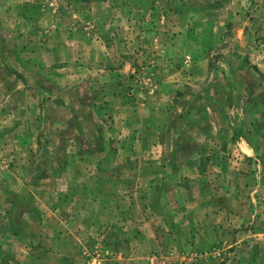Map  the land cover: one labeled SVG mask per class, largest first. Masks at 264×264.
<instances>
[{"label":"rangeland","instance_id":"obj_1","mask_svg":"<svg viewBox=\"0 0 264 264\" xmlns=\"http://www.w3.org/2000/svg\"><path fill=\"white\" fill-rule=\"evenodd\" d=\"M263 2L0 0V77L7 82L0 85V264H126L133 251L126 243L135 232L130 225L146 222L158 241L148 264H264V76L257 70L264 63ZM206 18L224 36L205 50L208 72L193 93L200 98L191 102L185 93L192 90L180 92L182 107L172 105L177 115L160 135L163 143L141 151L149 146L135 142L143 111L162 90L163 37L190 19L194 30L205 31ZM67 36L77 49L70 59L77 58L81 39L87 48L80 54L112 48V60L105 59L99 74L63 71ZM190 59L181 57L179 64L188 68ZM228 64L256 73L246 72L241 81L247 87L226 102L215 81L235 80ZM89 124L100 134L60 133ZM196 125L213 129L199 135L197 146L190 134ZM174 128L178 135H171ZM243 139L254 146L251 153L243 151ZM102 143L103 151L95 148ZM64 169L83 179L74 193L50 196L60 189L56 176ZM151 191L166 193L173 212L167 226L176 223L173 214L182 215L187 246L176 244L178 233L159 215L145 214L144 192ZM76 195L83 199L75 201ZM75 206L87 212L79 231L72 225L79 218ZM94 208L101 215L93 216ZM95 218L102 222L97 230ZM63 252L70 256L62 259Z\"/></svg>","mask_w":264,"mask_h":264},{"label":"crops","instance_id":"obj_2","mask_svg":"<svg viewBox=\"0 0 264 264\" xmlns=\"http://www.w3.org/2000/svg\"><path fill=\"white\" fill-rule=\"evenodd\" d=\"M264 3V2H263ZM192 16V15H191ZM262 20H264V18L262 17ZM206 27L207 29L205 31H199L198 30V25L196 26V29H193V22L191 21V19L186 22L184 24V26H182L181 28H179L178 30H174V31H169L165 33V36L163 37V45H161V48L159 49L160 54L162 56V59L159 60L160 63V67H159V74H160V78H161V88L162 90L160 91L161 93L158 96V101L156 100H152L151 102L148 103V105L146 106V108L143 111V115L146 114L144 116L145 119H143V130H137V134L140 135V137L138 138L137 141L135 142H140V144L145 140L147 141V144H149V146L146 148L145 145H142V150L141 151H151L152 146L154 147V149H156V147H158V145H160V142H162V135L160 137L161 134L164 133L166 125L168 124V122L170 121V118H176L177 115L176 112L172 111V105H174L175 110L178 107H182L181 104L183 103L180 95V92L182 91H187V88H189L192 91L186 92V96L190 97V101L193 102L194 100H198L200 97L198 95H193L194 91H195V87H198V83H200V81L202 82L203 79L205 78V74L208 72V64L206 63L207 61V51H205L206 49H208L209 47H211V45H213V43H216L218 41H220L222 39V37L224 36V32H222L221 30H217V28H215V24L216 21L214 20H209V18H206ZM220 23H223L222 21H220ZM57 32V31H56ZM54 32V33H56ZM52 34L55 36V34ZM73 33V32H70ZM264 33V31H262V34ZM84 33L81 31L80 35L82 36ZM81 38V37H80ZM54 39V38H53ZM98 39H100L98 37ZM73 37L70 36L66 39H63L64 45L61 48V53L63 54V57L60 58L62 61H64V63H66V65L63 68V71L68 72L69 74L71 71H75V72H81V71H90V72H94L95 74H99V72L104 71V69L108 66L107 61L105 60L107 58H109L108 56H110V60H112V48H110V50H106L108 51V53L106 52H102L99 50V48H88V51L86 50V53H82L80 54L79 52L84 51V48L86 49L87 47L84 45L86 44L84 41H82L80 39V44L78 47V56L77 58H75V60H73L72 58L70 59L69 55L77 50L76 48L70 46L72 44L71 41H73ZM101 40V39H100ZM97 41V40H96ZM102 41V40H101ZM55 42H53V46H54ZM74 44V43H73ZM84 46V47H83ZM83 47V48H81ZM81 48V49H80ZM55 49V46L52 47L51 51ZM59 55V53L57 54ZM187 55H189V57L191 58V65L190 67L186 68L183 64H179L181 57L185 58ZM78 60V61H76ZM53 63V62H51ZM111 67V69H113V64L111 62V64L109 65ZM181 66H184V68L182 69ZM230 67V69H229ZM114 70L118 71V67L114 66ZM257 70H258V74H260L263 78L264 76V63H261L257 66ZM228 71L230 72V74H233V78L235 80H232L231 77L229 76V78L227 79V77H224L225 80H221L215 81V85L217 87V90L219 91L220 95H224V97H226L224 100L229 101L230 97H233L231 99V101L234 100L235 97V93L237 92L239 94V91L241 88H246L247 84L246 82L244 83V80L241 81V77H244L245 79V75H247L246 72L248 73H256L255 70L251 69V68H247V67H243V66H234L232 67V65L228 64ZM181 72H184V74L182 75ZM171 73V74H170ZM186 73H188L186 75ZM246 73V74H245ZM81 74V73H79ZM187 76V77H186ZM237 76V78H236ZM259 76V75H258ZM199 78H203L202 80H199ZM238 79V80H237ZM6 78H2L0 77V85L4 86L7 82L5 81ZM65 80V79H64ZM2 81V82H1ZM261 87V86H260ZM237 89V90H236ZM224 93V94H223ZM205 96V94H204ZM219 97V96H218ZM110 103L111 101L116 102V96L113 95L110 98ZM90 100H88L89 102ZM94 102H96V100H93ZM178 106V107H177ZM130 112V111H129ZM79 115V111L77 112ZM76 112L73 113V117H75L77 115ZM191 113H193V116H197L198 113L196 111H192ZM130 116V115H129ZM128 116V118H129ZM184 116L186 118H191L190 115L187 114V112H184ZM214 117V126L215 127V131L213 132L214 135L219 134L220 130L217 127V120H218V113L217 111H212V114L210 115V118ZM79 118H82L79 115ZM140 119V118H138ZM154 119L153 122H151L150 120ZM151 122V123H150ZM149 125V126H148ZM148 127L149 130L147 129ZM203 127V126H202ZM202 127H198V125H196V127H191L190 128V134L191 137L194 138V141H192L191 143H193V145L197 146L199 144V142H195V141H199V135L201 134H205L208 135L209 131H212L213 129H210L211 127L207 126L205 129H203ZM63 128V127H62ZM60 130V133H62L64 135V133L69 132V131H73L74 134H78L80 136H84V135H88L89 137L91 135H98L100 134L98 132V129L96 128V126H93L91 124L88 125V127L83 128L82 127H75L74 130L73 129H69V128H63ZM223 130V129H222ZM59 132V131H58ZM158 133V134H157ZM171 135L175 136L178 135L177 132V128H174V131H172ZM154 137V138H153ZM157 138L160 140L159 142L156 141ZM154 140V141H153ZM93 142H98L97 140H93ZM154 142V144L152 145V143ZM242 144L241 147L243 149V151H245V153L249 152L251 153V150H254V146L250 145L251 143H248L247 139H243L242 140ZM101 143V142H100ZM133 143V142H132ZM145 143V142H143ZM163 143V142H162ZM99 144V143H98ZM98 144H95V148H97L98 150L103 151V148H106V143H102L103 147H97L99 146ZM146 148V149H145ZM179 148V147H178ZM178 148H174L172 147L171 149H178ZM193 148V147H192ZM95 149V150H97ZM140 150V149H139ZM71 162H67L68 167L70 166ZM99 163V162H97ZM69 169H64V171L62 172L61 175L56 176L58 183H60V189L58 190H54L53 192H50L49 195H54L57 197L60 196H64L66 194H70V193H74L72 192V188L74 186H76L78 184L79 181H81L83 178L78 177V180H76V177H71L69 174ZM55 178H53L54 180ZM77 182V184H76ZM101 192V190H99ZM99 192V193H100ZM62 194V195H59ZM145 195V200H146V207H144L145 209V214H147V212L154 213L155 215H159L158 217L160 218V220L162 221L163 226L169 227V229H173V231L175 233H178L177 238V243L176 244H182L187 246V235H183L182 233V221H181V217L182 215H178V218L175 216V214H173L174 218L176 217V219H172V221H176L175 224H173L172 222H169V226H167V218L170 219V215L172 216V210L170 208H168L166 201L164 200V196L166 195L165 192H157V191H151V192H144ZM118 196V195H116ZM114 195V197H116ZM75 198V201L81 200L83 199L82 197H79L78 195L73 196ZM119 197V196H118ZM153 197V198H152ZM74 201V202H75ZM148 201V203H147ZM83 203H79V206L81 207ZM9 206V210H16V213L19 212V210H23L20 209L18 206V204L12 208L13 206H11L10 204H8ZM151 208H153V211H151ZM131 210V208H130ZM101 209H97L94 208L93 211L91 210V214L94 216L98 215L100 213ZM129 211V209H128ZM79 216L78 219H76L75 221H72L74 225V230L76 231V229L79 231V228H81L82 224L81 222H84L83 217L84 214H86V210L84 209L83 211L81 210H77V207L75 206L74 208V215ZM108 213V212H107ZM111 214V211L109 212ZM114 213V211L112 212ZM101 215V213L99 214ZM171 221V220H170ZM71 225V224H70ZM75 225H78V227L75 229ZM102 225V222L98 221L95 218V226L94 229L97 230L98 226ZM174 227V228H173ZM130 229H134L135 232H133L129 237H128V243H126V245H130L132 248V253L127 257V259H124V261L126 262V264H148L147 258L148 257V252L151 248V246H155L158 241L156 239V231H155V227L146 222L143 223L141 225H137V226H131L130 225ZM129 229V230H130ZM80 234H82L80 232ZM180 235V236H179ZM59 240V237H57ZM63 238V237H62ZM61 240L64 242L66 241L64 238ZM80 239V238H79ZM73 241V245H79L77 243L76 240H72ZM81 240V243L83 244V241ZM66 245H70V242L67 241ZM81 246V244H80ZM72 247V246H71ZM61 253V252H60ZM64 253V252H63ZM49 254V253H48ZM70 254H66L64 253L62 255V259H65L66 257H69ZM113 263L115 264V262L113 261ZM122 263V262H121Z\"/></svg>","mask_w":264,"mask_h":264}]
</instances>
